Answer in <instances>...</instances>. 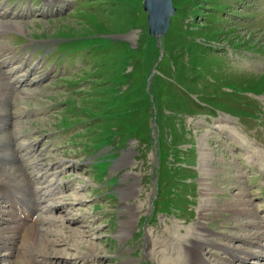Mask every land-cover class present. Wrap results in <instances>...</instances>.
Instances as JSON below:
<instances>
[{
	"label": "rangeland",
	"instance_id": "rangeland-1",
	"mask_svg": "<svg viewBox=\"0 0 264 264\" xmlns=\"http://www.w3.org/2000/svg\"><path fill=\"white\" fill-rule=\"evenodd\" d=\"M171 2L154 35L144 0H0V180L44 190L0 264H264V0Z\"/></svg>",
	"mask_w": 264,
	"mask_h": 264
},
{
	"label": "bare ground",
	"instance_id": "bare-ground-1",
	"mask_svg": "<svg viewBox=\"0 0 264 264\" xmlns=\"http://www.w3.org/2000/svg\"><path fill=\"white\" fill-rule=\"evenodd\" d=\"M4 27H7V26H4ZM17 80H19V78ZM21 81L22 80H19V82H21ZM5 85L7 86L6 90H10V88L14 90V88L11 87L12 86L11 82L10 83L8 82ZM1 87H4V86H1ZM0 94H2L1 88H0ZM1 171H3V170L0 169V172ZM0 178H1V174H0ZM31 179H35L34 176H32ZM9 180H7L6 178H3L0 180V189H1L0 190V259L7 258L8 256L10 258V256L12 254H14V251H16V249H17L16 242L19 243L20 240L19 239L14 240V238L12 237L13 230L23 231V235L26 237L32 236L33 228L35 226L32 225L34 222V219L31 217L29 209H36L35 201L40 200L42 198L40 196L34 195L33 201L30 202L24 196L25 193L29 192L31 187H32L31 191L33 188L36 189L35 194L37 192V189L39 190V188H41V187H38L37 185L33 186V183H32L33 181H31L30 183L25 182V180L23 178L21 180H19L18 182H13L11 179H9ZM52 180H54V179H52ZM52 180L47 181V187L49 190H51V192H50L51 194H49V195H52L51 198L56 199L57 196H55V193L53 194V192H54L55 188L58 186L55 183V181H52ZM38 185H40V184H38ZM42 186L44 187L45 185H42ZM48 189H46V190H48ZM52 189H54V190H52ZM41 190L44 191L43 189H41ZM41 190H39V191H41ZM39 191H38V193H39ZM36 195H38V194H36ZM60 196H62V195L59 194L58 197H60ZM49 207L50 206L48 205V209H49ZM35 224H36V222H35ZM201 228H203L202 225H201ZM28 229H31V230L27 233L26 231ZM21 237H22V234H21ZM26 237H23V238H26ZM255 238L261 239L262 238L261 234H258V235L255 234ZM36 239H37V237H36ZM9 240H10V242H9ZM31 242H32V240H31ZM11 243L13 244V246H11ZM18 243H17V245H19ZM26 243H28V241ZM201 246H202V243L200 241H194L193 242V245L191 248L192 264H209L208 260L202 255V253L199 250L201 248ZM40 249H41L40 251H42V248H40ZM39 253H41V252H39ZM34 260H36V259H34ZM8 263H10V260L8 261Z\"/></svg>",
	"mask_w": 264,
	"mask_h": 264
},
{
	"label": "water",
	"instance_id": "water-1",
	"mask_svg": "<svg viewBox=\"0 0 264 264\" xmlns=\"http://www.w3.org/2000/svg\"><path fill=\"white\" fill-rule=\"evenodd\" d=\"M144 7L148 12V30L154 35L163 33L174 10L171 0H144Z\"/></svg>",
	"mask_w": 264,
	"mask_h": 264
}]
</instances>
